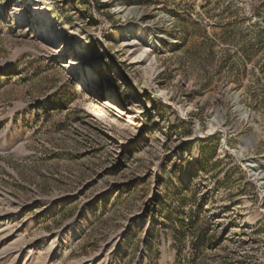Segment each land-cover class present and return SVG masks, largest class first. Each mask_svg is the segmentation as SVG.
I'll return each mask as SVG.
<instances>
[{
	"label": "rangeland",
	"instance_id": "374dc122",
	"mask_svg": "<svg viewBox=\"0 0 264 264\" xmlns=\"http://www.w3.org/2000/svg\"><path fill=\"white\" fill-rule=\"evenodd\" d=\"M0 264H264V0H0Z\"/></svg>",
	"mask_w": 264,
	"mask_h": 264
},
{
	"label": "bare ground",
	"instance_id": "6f19581e",
	"mask_svg": "<svg viewBox=\"0 0 264 264\" xmlns=\"http://www.w3.org/2000/svg\"><path fill=\"white\" fill-rule=\"evenodd\" d=\"M37 7H34V10L36 9ZM41 7H39L38 9H40ZM133 34V31L131 30H128V29H121V37L123 36L122 40L124 42H127V43H131L130 47L129 48H134L136 47V50L133 52L134 54L136 53V56L134 58H138V57H142V56H146L148 55L147 54V50L149 48H151V45L154 44L155 42H159V38H148L147 35L145 34L144 31L140 32L139 34V37H129V35ZM12 65L11 64H8V65H2V70H9L11 69ZM70 67V71H78L81 66L79 65V63H71L69 65ZM94 83H97V82H94ZM212 122V121H210Z\"/></svg>",
	"mask_w": 264,
	"mask_h": 264
}]
</instances>
